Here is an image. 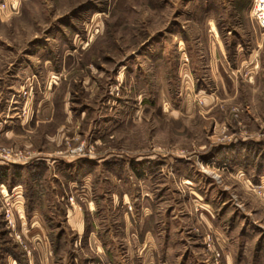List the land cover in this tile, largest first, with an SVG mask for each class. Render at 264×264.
Here are the masks:
<instances>
[{"label":"rangeland","instance_id":"rangeland-1","mask_svg":"<svg viewBox=\"0 0 264 264\" xmlns=\"http://www.w3.org/2000/svg\"><path fill=\"white\" fill-rule=\"evenodd\" d=\"M258 7L0 0V264H264Z\"/></svg>","mask_w":264,"mask_h":264},{"label":"built area","instance_id":"built-area-1","mask_svg":"<svg viewBox=\"0 0 264 264\" xmlns=\"http://www.w3.org/2000/svg\"><path fill=\"white\" fill-rule=\"evenodd\" d=\"M255 16L259 20L260 25L264 27V7L256 8ZM0 162L7 163V164H11V163L25 164V163H29L30 159H28L24 155H20V156H17V158H15L8 152L4 153L3 150L0 149ZM7 213H8L10 222L13 224L14 223L13 210L10 211L9 209H7Z\"/></svg>","mask_w":264,"mask_h":264},{"label":"trees","instance_id":"trees-1","mask_svg":"<svg viewBox=\"0 0 264 264\" xmlns=\"http://www.w3.org/2000/svg\"><path fill=\"white\" fill-rule=\"evenodd\" d=\"M234 146V145H233ZM233 146H231V147H233ZM236 153H237V151H235V152H233L232 153V157H235L236 156ZM254 154L251 152V150L250 149H248L247 150V154H246V156L245 157H247V158H244V161L243 162H241L242 164H244V165H248V164H250V162L251 161H249L248 162V159H251L252 157H253V159H254V156H253ZM237 158V157H236ZM247 159V160H246ZM40 164V163H39ZM258 165H262V161H260L259 163H258ZM21 168V166H19V165H15V164H7V163H3V162H0V179H9L8 178V175H7V173L8 172H10V178H11V182H12V184H13V177H14V174L13 173H15L18 169H20ZM21 263L23 264H25V262L24 261H22L21 260Z\"/></svg>","mask_w":264,"mask_h":264},{"label":"crops","instance_id":"crops-1","mask_svg":"<svg viewBox=\"0 0 264 264\" xmlns=\"http://www.w3.org/2000/svg\"><path fill=\"white\" fill-rule=\"evenodd\" d=\"M10 132H11V129L9 130V134H10ZM12 132H13V131H12ZM13 134H14V133H13ZM5 137H8L7 134H6ZM14 185L20 186V184H18V183H14ZM28 212H29V211H28Z\"/></svg>","mask_w":264,"mask_h":264},{"label":"bare ground","instance_id":"bare-ground-1","mask_svg":"<svg viewBox=\"0 0 264 264\" xmlns=\"http://www.w3.org/2000/svg\"><path fill=\"white\" fill-rule=\"evenodd\" d=\"M182 44V43H181Z\"/></svg>","mask_w":264,"mask_h":264}]
</instances>
